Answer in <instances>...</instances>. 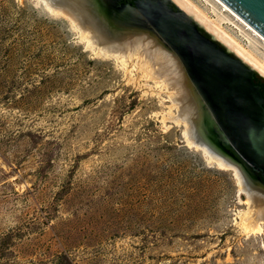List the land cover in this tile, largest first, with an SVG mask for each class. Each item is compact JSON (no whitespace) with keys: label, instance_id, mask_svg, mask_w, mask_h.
<instances>
[{"label":"rangeland","instance_id":"obj_1","mask_svg":"<svg viewBox=\"0 0 264 264\" xmlns=\"http://www.w3.org/2000/svg\"><path fill=\"white\" fill-rule=\"evenodd\" d=\"M194 2L264 58L223 1ZM45 9L0 0V264H264L234 171Z\"/></svg>","mask_w":264,"mask_h":264},{"label":"bare ground","instance_id":"obj_2","mask_svg":"<svg viewBox=\"0 0 264 264\" xmlns=\"http://www.w3.org/2000/svg\"><path fill=\"white\" fill-rule=\"evenodd\" d=\"M35 1L53 15L68 19L93 55L114 61L130 82L161 96V103L167 107L161 113L165 126L183 125L187 143L201 150L208 162L231 168L240 188L248 194V209L239 213L241 228L245 233L263 232L264 190L246 171L245 167L250 166L231 152L228 141L218 132L209 108L176 53L137 9L128 3L119 10L99 4L96 11L89 0ZM171 1L264 77L263 56L243 43L221 19L211 16L194 0ZM163 93L167 97L162 96ZM205 119L213 130L214 139L228 153L221 152L215 142L205 136Z\"/></svg>","mask_w":264,"mask_h":264},{"label":"water","instance_id":"obj_3","mask_svg":"<svg viewBox=\"0 0 264 264\" xmlns=\"http://www.w3.org/2000/svg\"><path fill=\"white\" fill-rule=\"evenodd\" d=\"M137 9L176 53L231 152L264 170V77L171 0H89ZM264 37V0H221Z\"/></svg>","mask_w":264,"mask_h":264},{"label":"flooded vegetation","instance_id":"obj_4","mask_svg":"<svg viewBox=\"0 0 264 264\" xmlns=\"http://www.w3.org/2000/svg\"><path fill=\"white\" fill-rule=\"evenodd\" d=\"M257 82L261 84V86H262V92L264 94V81L258 79ZM205 124H206L205 132H204L205 136H207V138L209 140H212L213 142H215V144L217 145V147L219 149H221V152L228 153V151L224 148V146L219 141H217V140L214 139L213 130L210 127L207 119H205ZM245 169H246V171H248V174L250 175L251 179L255 183H257L260 186L261 189L264 190V170L263 169H259V168H257L254 165H251L250 168L245 167Z\"/></svg>","mask_w":264,"mask_h":264}]
</instances>
